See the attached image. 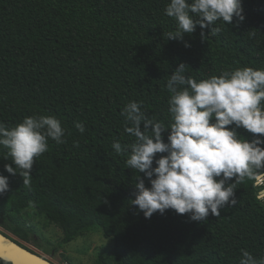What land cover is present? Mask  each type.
I'll return each mask as SVG.
<instances>
[{
	"label": "trees",
	"instance_id": "16d2710c",
	"mask_svg": "<svg viewBox=\"0 0 264 264\" xmlns=\"http://www.w3.org/2000/svg\"><path fill=\"white\" fill-rule=\"evenodd\" d=\"M168 2L0 0V123L50 115L65 129V143L49 139L35 158L30 187L5 171L11 157L0 147V175L9 183L0 195L2 227L27 241L34 231L22 216L33 212L62 231L58 246L99 230L113 245L97 264H238L241 249L264 256V205L251 182L236 186L235 206L203 222L171 209L145 218L130 205L136 175L144 176L111 147L133 139L124 132V105L141 102L142 111L167 125L165 83L178 63L197 80L236 67L264 68V0H242L244 21H217L218 35L197 24L183 41L163 36L176 27L164 14ZM75 121L85 124L83 133ZM162 137L167 142V131ZM0 264L12 263L0 258Z\"/></svg>",
	"mask_w": 264,
	"mask_h": 264
},
{
	"label": "clouds",
	"instance_id": "9594fccd",
	"mask_svg": "<svg viewBox=\"0 0 264 264\" xmlns=\"http://www.w3.org/2000/svg\"><path fill=\"white\" fill-rule=\"evenodd\" d=\"M164 14L176 27L163 36L180 41L197 24L216 36L221 32L217 21L226 25L234 17L237 22L245 19L242 0H169ZM255 35L249 32L250 37ZM184 47L190 45L184 42ZM187 67L178 63L166 80L167 125L149 117L138 101H129L121 110L124 132L133 139L127 145L114 140L111 147L125 154L126 167L143 173L150 185L146 187L145 179L136 175L130 205L145 218L171 209L203 222L209 214L219 217L226 205L235 206L234 190L245 181L251 182L256 199L264 205V68L236 67L197 80L185 74ZM74 126L81 133L86 128L81 121ZM238 128L253 134L252 138L240 136ZM64 136L65 129L55 116H26L12 127L0 123V147L7 150L5 159L11 157L5 171L18 174L23 185L30 187L35 158L48 150L49 139L62 144ZM158 153L163 155L153 167ZM8 191V177L0 175V195ZM238 264H264V256L241 249Z\"/></svg>",
	"mask_w": 264,
	"mask_h": 264
},
{
	"label": "rangeland",
	"instance_id": "374dc122",
	"mask_svg": "<svg viewBox=\"0 0 264 264\" xmlns=\"http://www.w3.org/2000/svg\"><path fill=\"white\" fill-rule=\"evenodd\" d=\"M28 227L29 239L23 240L0 225V231L16 239L29 249L42 255L55 264H97L100 253L112 248V240L105 238L99 230L84 233L71 242L58 246L62 231L29 212L22 216ZM55 247V249H53Z\"/></svg>",
	"mask_w": 264,
	"mask_h": 264
},
{
	"label": "water",
	"instance_id": "95a60500",
	"mask_svg": "<svg viewBox=\"0 0 264 264\" xmlns=\"http://www.w3.org/2000/svg\"><path fill=\"white\" fill-rule=\"evenodd\" d=\"M0 258L12 264H54L42 255L21 246L0 231Z\"/></svg>",
	"mask_w": 264,
	"mask_h": 264
},
{
	"label": "bare ground",
	"instance_id": "6f19581e",
	"mask_svg": "<svg viewBox=\"0 0 264 264\" xmlns=\"http://www.w3.org/2000/svg\"><path fill=\"white\" fill-rule=\"evenodd\" d=\"M55 264V263H54Z\"/></svg>",
	"mask_w": 264,
	"mask_h": 264
}]
</instances>
